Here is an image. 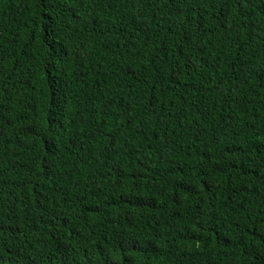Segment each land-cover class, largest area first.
Wrapping results in <instances>:
<instances>
[{
	"label": "trees",
	"instance_id": "16d2710c",
	"mask_svg": "<svg viewBox=\"0 0 264 264\" xmlns=\"http://www.w3.org/2000/svg\"><path fill=\"white\" fill-rule=\"evenodd\" d=\"M0 264H264V0H0Z\"/></svg>",
	"mask_w": 264,
	"mask_h": 264
}]
</instances>
